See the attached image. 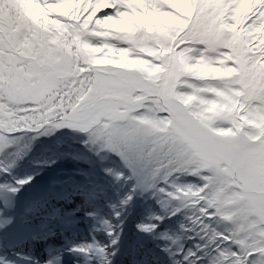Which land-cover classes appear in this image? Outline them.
<instances>
[{"label": "snow or ice", "instance_id": "snow-or-ice-1", "mask_svg": "<svg viewBox=\"0 0 264 264\" xmlns=\"http://www.w3.org/2000/svg\"><path fill=\"white\" fill-rule=\"evenodd\" d=\"M53 134L99 172L23 204ZM76 217L82 264H264V0H0V237Z\"/></svg>", "mask_w": 264, "mask_h": 264}, {"label": "trees", "instance_id": "trees-1", "mask_svg": "<svg viewBox=\"0 0 264 264\" xmlns=\"http://www.w3.org/2000/svg\"><path fill=\"white\" fill-rule=\"evenodd\" d=\"M94 159V156L84 152L76 142L65 138H58L57 134H53L51 136L40 137L36 142H33L31 152L14 169V175H33L40 171L38 168L45 163L56 164L65 162L68 166L82 164L95 178V175L99 172V162L94 161ZM33 166H36L37 169L33 168ZM83 170L85 169L83 168ZM150 208L151 205L145 211L144 216L148 214Z\"/></svg>", "mask_w": 264, "mask_h": 264}, {"label": "bare ground", "instance_id": "bare-ground-1", "mask_svg": "<svg viewBox=\"0 0 264 264\" xmlns=\"http://www.w3.org/2000/svg\"><path fill=\"white\" fill-rule=\"evenodd\" d=\"M7 244H9V246H13L14 244H16V242H14V243H7ZM75 260H77V261H79V258H77V259H75Z\"/></svg>", "mask_w": 264, "mask_h": 264}, {"label": "rangeland", "instance_id": "rangeland-1", "mask_svg": "<svg viewBox=\"0 0 264 264\" xmlns=\"http://www.w3.org/2000/svg\"><path fill=\"white\" fill-rule=\"evenodd\" d=\"M36 191H39L40 190V188H39V186L35 189ZM99 236V235H98Z\"/></svg>", "mask_w": 264, "mask_h": 264}]
</instances>
